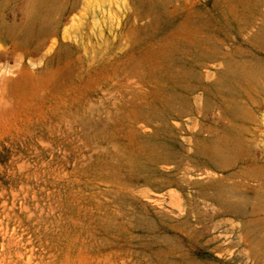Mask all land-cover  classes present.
<instances>
[{"label": "rangeland", "instance_id": "374dc122", "mask_svg": "<svg viewBox=\"0 0 264 264\" xmlns=\"http://www.w3.org/2000/svg\"><path fill=\"white\" fill-rule=\"evenodd\" d=\"M0 264H264V0H0Z\"/></svg>", "mask_w": 264, "mask_h": 264}]
</instances>
